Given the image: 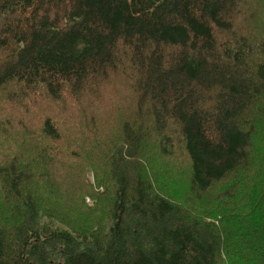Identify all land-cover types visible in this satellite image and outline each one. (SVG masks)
Here are the masks:
<instances>
[{
  "label": "trees",
  "instance_id": "1",
  "mask_svg": "<svg viewBox=\"0 0 264 264\" xmlns=\"http://www.w3.org/2000/svg\"><path fill=\"white\" fill-rule=\"evenodd\" d=\"M0 264H264V0H0Z\"/></svg>",
  "mask_w": 264,
  "mask_h": 264
},
{
  "label": "rangeland",
  "instance_id": "2",
  "mask_svg": "<svg viewBox=\"0 0 264 264\" xmlns=\"http://www.w3.org/2000/svg\"><path fill=\"white\" fill-rule=\"evenodd\" d=\"M104 93L106 94H110V95H117V93L115 92V91H112V90H106V91H104ZM93 175H90L89 174V176H88V179L92 182L93 181V177H92ZM87 200H88V197H87Z\"/></svg>",
  "mask_w": 264,
  "mask_h": 264
}]
</instances>
